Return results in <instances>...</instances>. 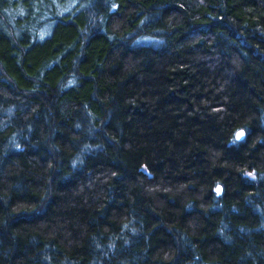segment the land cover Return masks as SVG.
<instances>
[{"label":"trees","instance_id":"1","mask_svg":"<svg viewBox=\"0 0 264 264\" xmlns=\"http://www.w3.org/2000/svg\"><path fill=\"white\" fill-rule=\"evenodd\" d=\"M0 264H264V0H0Z\"/></svg>","mask_w":264,"mask_h":264},{"label":"water","instance_id":"2","mask_svg":"<svg viewBox=\"0 0 264 264\" xmlns=\"http://www.w3.org/2000/svg\"><path fill=\"white\" fill-rule=\"evenodd\" d=\"M241 132H243V131H241ZM243 136H244V132H243ZM243 136H241L239 139H242V138H243ZM218 189H219V191H218ZM218 189H217L218 193H219V194H221V192H222V189H221L220 187H218Z\"/></svg>","mask_w":264,"mask_h":264},{"label":"snow or ice","instance_id":"3","mask_svg":"<svg viewBox=\"0 0 264 264\" xmlns=\"http://www.w3.org/2000/svg\"><path fill=\"white\" fill-rule=\"evenodd\" d=\"M241 136H243V132H240L237 134V139H239ZM218 191H219V189H218Z\"/></svg>","mask_w":264,"mask_h":264}]
</instances>
